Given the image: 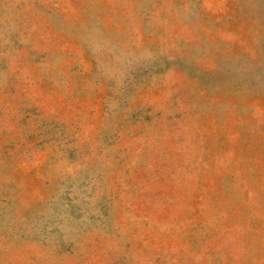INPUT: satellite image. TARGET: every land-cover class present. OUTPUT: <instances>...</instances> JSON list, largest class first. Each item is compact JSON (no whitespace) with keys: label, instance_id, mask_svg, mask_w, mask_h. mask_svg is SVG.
Returning a JSON list of instances; mask_svg holds the SVG:
<instances>
[{"label":"rangeland","instance_id":"1","mask_svg":"<svg viewBox=\"0 0 264 264\" xmlns=\"http://www.w3.org/2000/svg\"><path fill=\"white\" fill-rule=\"evenodd\" d=\"M0 264H264V0H0Z\"/></svg>","mask_w":264,"mask_h":264}]
</instances>
